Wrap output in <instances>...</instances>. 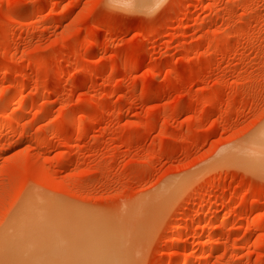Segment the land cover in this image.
<instances>
[{
	"label": "rangeland",
	"instance_id": "rangeland-1",
	"mask_svg": "<svg viewBox=\"0 0 264 264\" xmlns=\"http://www.w3.org/2000/svg\"><path fill=\"white\" fill-rule=\"evenodd\" d=\"M139 3L0 0V236L58 211L124 264H264V0Z\"/></svg>",
	"mask_w": 264,
	"mask_h": 264
},
{
	"label": "bare ground",
	"instance_id": "bare-ground-1",
	"mask_svg": "<svg viewBox=\"0 0 264 264\" xmlns=\"http://www.w3.org/2000/svg\"><path fill=\"white\" fill-rule=\"evenodd\" d=\"M127 1L128 3H130V5H134L136 3H139V1L145 3L151 1L154 2L155 0H127ZM7 98L8 100H10L9 98L11 97H7ZM261 135H263V132L261 133ZM253 145H254L253 147L254 149L252 147L249 148V146H247L248 149L250 150L252 149L251 153L260 152L264 156V147L263 149L261 148L262 145L264 146V144H259L257 145L258 147L255 146V144ZM259 147L261 148V150L258 151ZM255 149L257 150L255 151ZM236 152H238V148ZM247 152L249 151H246L245 153ZM249 155L251 154L249 153ZM249 155L247 157H249ZM254 155L256 154L254 153ZM247 159L250 160L251 158H247ZM258 160L248 161L247 163H245V165L242 164L241 165L245 166V168L248 165L249 167H252L254 170L257 169V171L260 169V171L262 170V173H264V159L261 160L258 159ZM242 161L243 160L241 159V162ZM175 187H173L175 189L173 191L169 189L171 192L167 193L165 191L167 193L164 197L165 201L167 199L169 200V198H171L172 201V199L175 198V197L172 198L173 194L177 190ZM178 190L176 192H178ZM34 202L35 201H33V204ZM42 204L40 205L41 207ZM36 211H38V209H36ZM153 212L155 213L154 210ZM35 214L34 216L32 215L29 217L26 216L25 214L24 216L26 217L21 218L20 220L15 222L13 225H11L10 228H8L6 232H3V234L0 236V264H124V260H123L124 257L122 256L123 253L120 250V241H119V238L122 239V237H120L122 235H119V233L117 232L118 230L116 231V229L113 230L109 229L110 232L109 230L108 232L103 230L105 226L108 227V225H110L107 222H105L106 224L102 222L105 220L101 221L98 218L90 217L91 215L89 217L78 216L76 219L75 227L73 229L70 228L67 229L63 226V224L68 222L67 216L65 217L64 213L63 215L61 213L58 214L57 211L58 215L56 214L55 215L56 217L55 216L52 217L48 212V214L51 217L50 219L48 217L47 220H43V217L40 216L38 217V214L37 217H35L36 216ZM27 215H31V214H29L28 212ZM45 215H47V213H45ZM109 227H113V225ZM103 233H107V236H109L112 239L113 248H107L103 243L98 241V238H100V235H102ZM181 235H183L182 226L178 225L176 226V238L178 240L182 239L181 237L183 236ZM179 242H180L179 248L184 246L181 241ZM102 247H104L105 249H103ZM174 262H176V259ZM188 263L189 262H186V264Z\"/></svg>",
	"mask_w": 264,
	"mask_h": 264
}]
</instances>
